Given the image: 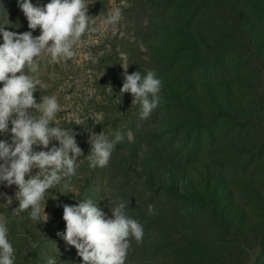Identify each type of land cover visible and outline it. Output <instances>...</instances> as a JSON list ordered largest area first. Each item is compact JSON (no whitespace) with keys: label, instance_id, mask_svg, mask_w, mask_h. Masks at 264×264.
I'll return each mask as SVG.
<instances>
[{"label":"rangeland","instance_id":"obj_1","mask_svg":"<svg viewBox=\"0 0 264 264\" xmlns=\"http://www.w3.org/2000/svg\"><path fill=\"white\" fill-rule=\"evenodd\" d=\"M166 1L87 0L94 23L76 55L52 64L39 58L34 75L42 86L34 96L37 102L41 95L57 98L56 121L77 133L84 156L87 128L120 131L124 140L106 167L77 161L74 194L62 195L60 186L48 190L46 224L31 220L28 211L13 215L17 188L0 185L13 196L8 208L0 198V214L8 218L14 264H47V258L81 264L57 232L66 228L62 205L86 199L109 217V206L124 202L126 214L143 226V240L131 239L125 264H264V0H183L178 14L155 15ZM115 8L121 20L105 24ZM0 26L30 31L17 0H0ZM121 53L129 74L154 70L162 80L160 103L147 119L140 118L139 105L131 106V94L117 103ZM77 116L87 118V128L75 124ZM149 204L155 215L147 214Z\"/></svg>","mask_w":264,"mask_h":264},{"label":"clouds","instance_id":"obj_2","mask_svg":"<svg viewBox=\"0 0 264 264\" xmlns=\"http://www.w3.org/2000/svg\"><path fill=\"white\" fill-rule=\"evenodd\" d=\"M17 3L30 31L19 33L0 26L3 37L0 43V84L3 85L0 87V134L11 136L10 141L0 139V185L17 188L14 198L18 206L11 211L13 215L28 211L31 220L46 224L50 219L45 211L48 190L60 186L62 195L74 194L76 190L70 178L76 175L77 161L83 157L92 169L106 167L124 135L111 130L96 133L87 128V118L75 117V124L84 126L89 133L90 151L84 156L76 140L77 133L72 128H61L56 121L61 111L57 98L41 95L37 102L34 96L42 86L34 75L39 68V58H49V64L72 59L81 38L94 23V17L88 14L87 0H49L43 5L33 4L32 0H17ZM121 18L122 10L115 8L104 23L115 25ZM37 28L40 34L34 36ZM120 58L123 84L117 103H121L125 93L131 94V106L139 105L140 118L147 119L160 103L162 80L154 70L129 74L127 56L121 53ZM106 90L112 95L110 85ZM93 94L90 89L88 98ZM101 119L102 114L97 113L95 120ZM128 138H133L131 131ZM53 141L59 146L52 144ZM37 148L47 150L37 151ZM0 198L7 208L13 202V196L7 193L0 192ZM62 207L66 228L64 232L58 231L57 236L76 249L81 264H125L131 239L137 243L143 240V226L126 214L124 202L109 206L110 217L92 199ZM147 214H156L154 205H148ZM7 224L8 218L0 214V264H14L16 259ZM47 264H57V261L47 258Z\"/></svg>","mask_w":264,"mask_h":264},{"label":"trees","instance_id":"obj_3","mask_svg":"<svg viewBox=\"0 0 264 264\" xmlns=\"http://www.w3.org/2000/svg\"><path fill=\"white\" fill-rule=\"evenodd\" d=\"M184 1L183 0H171V1H166L163 3L158 4V6L155 9V15H158L159 17L162 15L160 13H167L168 11H173V14H178L180 12V9H184L185 5H184ZM183 23H177L179 28H183L185 30H189V28H186V26L182 25ZM179 28H177L179 30ZM180 101V100H179ZM180 103L182 105H184L181 101ZM185 107L189 108L191 106L188 105H184Z\"/></svg>","mask_w":264,"mask_h":264}]
</instances>
